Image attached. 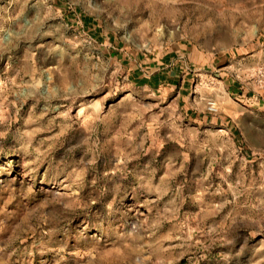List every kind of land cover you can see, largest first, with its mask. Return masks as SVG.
<instances>
[{
    "label": "rangeland",
    "instance_id": "obj_1",
    "mask_svg": "<svg viewBox=\"0 0 264 264\" xmlns=\"http://www.w3.org/2000/svg\"><path fill=\"white\" fill-rule=\"evenodd\" d=\"M0 264H264V0H0Z\"/></svg>",
    "mask_w": 264,
    "mask_h": 264
},
{
    "label": "built area",
    "instance_id": "obj_2",
    "mask_svg": "<svg viewBox=\"0 0 264 264\" xmlns=\"http://www.w3.org/2000/svg\"><path fill=\"white\" fill-rule=\"evenodd\" d=\"M210 108H213V103H210Z\"/></svg>",
    "mask_w": 264,
    "mask_h": 264
}]
</instances>
